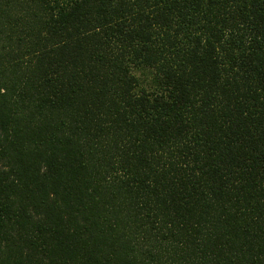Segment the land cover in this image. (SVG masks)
Segmentation results:
<instances>
[{
  "label": "trees",
  "instance_id": "obj_1",
  "mask_svg": "<svg viewBox=\"0 0 264 264\" xmlns=\"http://www.w3.org/2000/svg\"><path fill=\"white\" fill-rule=\"evenodd\" d=\"M0 264H264V0H0Z\"/></svg>",
  "mask_w": 264,
  "mask_h": 264
}]
</instances>
